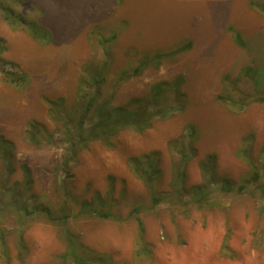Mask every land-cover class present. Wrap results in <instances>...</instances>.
I'll return each mask as SVG.
<instances>
[{"label":"rangeland","instance_id":"374dc122","mask_svg":"<svg viewBox=\"0 0 264 264\" xmlns=\"http://www.w3.org/2000/svg\"><path fill=\"white\" fill-rule=\"evenodd\" d=\"M263 3L0 0V264H74L65 228L88 264H264ZM101 69L95 104L161 113L79 143Z\"/></svg>","mask_w":264,"mask_h":264},{"label":"trees","instance_id":"16d2710c","mask_svg":"<svg viewBox=\"0 0 264 264\" xmlns=\"http://www.w3.org/2000/svg\"><path fill=\"white\" fill-rule=\"evenodd\" d=\"M260 10L264 13V3L261 4ZM29 25H31L30 30L32 34L34 35V37L39 39L42 43H48L51 40L52 33L49 29H47L44 26L42 27L38 23L32 22ZM234 35H235L236 42L240 46L246 47V42L243 36L240 34V32L235 31ZM190 46L191 44L187 43L185 45L178 46L168 52L154 53L152 56L145 58L143 61H141L139 65L136 66L131 73H125L127 74L126 77L138 76L142 73V71L145 68L151 65V63H153L154 61H160L164 56L174 55L176 53H179L183 50L190 48ZM103 71L104 70L101 69L95 74V76L90 77L91 81L96 82L95 84L97 85V90L95 91V93H93L90 97L87 98L86 102H84L86 110H85V113L83 114V117L79 120L80 129H78L77 131V134H78L77 136L80 139L79 143L86 144L89 141L101 138L103 141L110 144L111 143L110 137L116 134L119 130L127 128V127L134 128L137 131H142L143 129H146V128L148 129L152 124L155 114L161 113V111H158V110H155V111L153 110L149 112L148 109L142 108V107L129 108L126 105L112 106L109 101H101L100 103L95 104V100H97V98L100 96L101 86L105 79ZM252 72H254L252 68L250 67L244 68L245 75H251ZM5 73L11 83L15 85H21L22 79L17 78V76L15 75L16 72L11 70V71H6ZM258 74H261V73L258 72L256 75ZM83 82L89 83V80L87 78H83ZM181 82H182V79L178 78V80L175 81L173 84L174 87L177 88ZM157 84L158 83L155 84L154 88L160 85V84L158 85ZM259 99L264 100V94H262L259 97ZM93 106L96 109L98 119L90 127L83 129L82 125L85 121L84 118L87 117L88 110H90L91 107ZM35 124H36L35 122L32 123V125H35ZM149 165L152 168L155 167L152 161L149 162ZM147 171L148 170H145L144 172L148 173ZM259 178H260L259 174H254L252 177H250L248 182H257ZM223 189L226 191H230L232 189V186L230 185L228 181H226L223 184ZM243 189H244V185H240L237 188L238 191H242ZM263 193H264V189H263ZM153 197H154L153 198L154 204H157L161 201V199L157 195L156 196L154 195ZM103 215L106 216L109 214H103ZM138 221L140 224H142L140 218H138ZM65 236L67 239V248H66V251L64 252L65 259H69L73 261L74 264H88L90 261L93 260L92 256L87 251V248L82 243H80L75 237V235L72 234L67 228H65Z\"/></svg>","mask_w":264,"mask_h":264}]
</instances>
